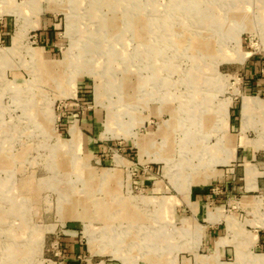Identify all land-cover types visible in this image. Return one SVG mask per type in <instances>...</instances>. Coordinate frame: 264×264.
Returning a JSON list of instances; mask_svg holds the SVG:
<instances>
[{
  "label": "rangeland",
  "instance_id": "rangeland-1",
  "mask_svg": "<svg viewBox=\"0 0 264 264\" xmlns=\"http://www.w3.org/2000/svg\"><path fill=\"white\" fill-rule=\"evenodd\" d=\"M0 52V264L264 256V0H0Z\"/></svg>",
  "mask_w": 264,
  "mask_h": 264
},
{
  "label": "bare ground",
  "instance_id": "bare-ground-1",
  "mask_svg": "<svg viewBox=\"0 0 264 264\" xmlns=\"http://www.w3.org/2000/svg\"><path fill=\"white\" fill-rule=\"evenodd\" d=\"M4 1H7V0H4ZM109 1V0H108ZM71 2V1H70ZM114 2H116V1H114ZM96 3V2H95ZM117 3V2H116ZM178 3V2H177ZM241 3H242V1H241ZM94 4V3H93ZM99 5V4H98ZM232 5V4H231ZM110 6V5H109ZM118 5H116V7H117ZM97 7V6H96ZM16 10H20V8L21 7H19V6H17V7H14ZM113 8H114V6H113ZM175 10V9H174ZM96 12V11H95ZM158 12H160V11H158ZM237 15H239V19L241 18V20H244L245 19V16H244V14H238V13H236ZM208 15V14H207ZM203 16V15H202ZM206 16V15H205ZM200 17V16H199ZM230 17V16H229ZM231 18V17H230ZM157 20H159L158 18H157ZM117 22V21H116ZM115 22V23H116ZM114 25H118V23H116V24H114ZM135 25H136V23H135ZM155 25V27H157V28H159V33H160V31L162 30V28L163 29H165V26L163 25H157V23L156 24H154ZM142 26V25H141ZM110 27H111V25H110ZM112 28V27H111ZM127 28V27H126ZM138 28V27H137ZM150 28V27H149ZM221 28V27H220ZM114 29H115V27H114ZM120 30V29H119ZM135 30V29H134ZM166 30V29H165ZM79 31V30H78ZM147 32V31H146ZM171 32H172V30H171ZM136 35V34H135ZM171 34H169V36H170ZM174 35V34H173ZM176 39H177V41H175L174 40V37H172L171 38V40H169V42H171L172 44H177V46H179V45H181V41H179V39H178V37H176ZM196 39V38H195ZM186 42V41H185ZM200 43V42H199ZM191 46V45H190ZM99 50V49H98ZM115 52V51H114ZM117 52V51H116ZM157 52V54H159V55H161L162 54V51H161V48L160 49H158V51H156ZM85 53H87V52H85ZM167 53V52H166ZM120 54V53H119ZM4 52H0V58H4ZM109 58L111 59V58H113V56H109L108 57V62H109ZM99 59V58H98ZM82 63V62H81ZM170 66V65H169ZM169 66L167 67V68H169ZM176 66V65H175ZM166 69V68H165ZM112 70V69H111ZM179 71V70H178ZM104 75L107 73V72H109L108 71V68L107 67H105V69L103 70V71H101ZM127 72V71H126ZM77 73V72H76ZM128 73V72H127ZM110 74V76L108 75V82L110 83V87L111 88H113L112 87V85H113V79L111 80V78H112V73L110 72L109 73ZM199 80V79H198ZM201 81V80H200ZM169 84V83H168ZM136 87V86H135ZM14 88H15V86H14ZM170 96V95H169ZM168 96V97H169ZM198 100H200V99H198ZM246 100H248V98H246ZM111 105V104H110ZM254 105V104H253ZM37 110V109H36ZM251 110V109H250ZM249 112V107H248V104H247V102H245V104H244V113L245 114H247ZM174 113L176 114V112H175V110H174ZM36 115V114H35ZM194 116V115H193ZM206 117V116H205ZM51 121V120H50ZM181 122V121H180ZM172 128V127H171ZM169 130V129H168ZM72 133H73V135H76L77 136V134H78V131H77V129L76 128H72ZM165 141H167V140H169V136H167V137H165ZM69 147V146H68ZM164 149V148H163ZM70 152V151H69ZM191 153V152H190ZM192 154H193V152H192ZM193 156V155H192ZM160 157H162V158H164L165 160H166V162H167V164L168 165H171L172 164V158L171 157H169V156H163L162 154H160ZM204 157V156H203ZM192 160V159H191ZM186 163V162H185ZM174 166V165H173ZM2 181V180H1ZM13 193V192H12ZM78 201H79V199H78ZM86 203V202H85ZM104 204V203H103ZM90 205H91V203H90ZM107 205V204H106ZM90 207V206H89ZM103 207V206H102ZM108 208V207H107ZM106 212V211H105ZM17 214V213H16ZM75 214V213H74ZM143 234V233H142ZM144 236V235H143ZM159 236V235H158ZM157 236V237H158ZM154 237V236H153ZM160 237V236H159ZM158 237V238H159ZM116 238V237H115ZM150 238H152V237H150ZM115 240H117V238L115 239ZM152 241H153V238H152ZM159 241V240H158ZM154 242V241H153ZM165 242V241H164ZM169 244V243H168ZM167 245V244H166ZM130 246V245H129ZM150 248V247H149ZM160 248V247H159ZM162 249V248H161ZM9 252H13V254L15 253L14 252V250H13V248L12 247H10L9 246ZM29 254V253H28ZM31 254V253H30ZM199 260H200V263H205V262H207V260H206V258H198ZM254 264H264V256H256L255 258H254V260L252 261ZM236 264H240V263H236Z\"/></svg>",
  "mask_w": 264,
  "mask_h": 264
},
{
  "label": "crops",
  "instance_id": "crops-1",
  "mask_svg": "<svg viewBox=\"0 0 264 264\" xmlns=\"http://www.w3.org/2000/svg\"><path fill=\"white\" fill-rule=\"evenodd\" d=\"M245 102H247L248 107L250 108V102H251V101H249V99H248V100H245ZM245 102H244V104H245ZM244 104H243V109H244ZM199 196H200V195H199ZM200 198H201V196H200ZM198 202H199V201H198ZM199 203H200V204H201V203H204V200H203V201H200Z\"/></svg>",
  "mask_w": 264,
  "mask_h": 264
}]
</instances>
